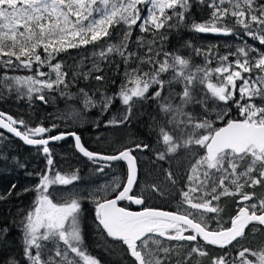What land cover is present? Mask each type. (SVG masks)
<instances>
[{
    "label": "snow or ice",
    "instance_id": "snow-or-ice-1",
    "mask_svg": "<svg viewBox=\"0 0 264 264\" xmlns=\"http://www.w3.org/2000/svg\"><path fill=\"white\" fill-rule=\"evenodd\" d=\"M194 4L210 12L207 19L193 21L191 31L237 36L242 42L224 53L215 46L201 49L189 43L203 57L202 64L167 50L169 34L185 24ZM137 31L140 35L133 38ZM90 45L91 53L67 69L61 54ZM105 65L117 71L124 67L111 93L103 88ZM21 69L31 74L9 75ZM80 80H95L100 87L91 94L84 87L72 93ZM0 85L30 103L46 105L58 93L78 99L85 111L98 108L101 114L118 102L123 115L105 121V126L130 122L136 103L151 100L163 119L157 133L163 150L157 151V159L179 153L188 158L179 186L168 170L170 191L159 184L148 189L162 199L178 196L176 210L149 207V195L134 191L138 167L133 153L148 151L151 144L137 143L111 155L97 153L75 132L47 135L58 125L31 126L0 111V144L18 138L45 160L36 185L25 189L35 198L19 221L20 252L0 255V264H101L85 247L84 199L94 205L98 234L119 245L131 264H191L194 256L207 258L208 264H264V247L228 251L250 226L264 228V197L257 198L254 191L264 187V0H0ZM67 136L74 138L83 157L100 165L97 171L124 162V179L114 177L94 192L54 197L55 186L80 180L78 169L67 174L55 168L49 145ZM0 159H7L3 152ZM228 197L237 198L236 210L225 220L221 200ZM125 201L139 210L123 206ZM8 232L0 228V236ZM208 246L222 254L210 255Z\"/></svg>",
    "mask_w": 264,
    "mask_h": 264
},
{
    "label": "rangeland",
    "instance_id": "rangeland-1",
    "mask_svg": "<svg viewBox=\"0 0 264 264\" xmlns=\"http://www.w3.org/2000/svg\"><path fill=\"white\" fill-rule=\"evenodd\" d=\"M209 12L210 9L206 6L194 4L185 24L169 34L165 48L169 51H177L186 58H191L194 64H202L203 57L196 56L192 48L187 47L189 43L201 49L215 46L220 53L227 52L230 48L238 46L242 41L237 36H214L190 30V25L193 21L200 22L207 19ZM135 35H140V33L137 31L133 38H135ZM114 39L116 38L114 37ZM244 39L249 44L260 47L256 41L247 37H244ZM91 51V45L87 49H72L69 50V53L61 54L60 59L65 62L67 69L71 70L76 66L81 56H88ZM215 66V63H213L212 67ZM123 71V65H121L119 71L116 70L114 65H105L104 74L107 79L103 83V88L109 93L115 91L120 84ZM30 74L23 69L9 73V75L18 76ZM113 80L116 81V84L112 83ZM81 87L89 90L91 94L100 85L95 80H80L70 91L76 93ZM177 90H179L178 86ZM0 94L3 95V98L0 99V111H4L18 119L23 118L31 126H36L41 122L46 127H51L53 124L58 125L57 128L47 135L75 132L81 137L83 145L93 152L115 154L126 147H134L137 143L151 144L152 148L150 150L135 151L133 153L137 157L138 167V184L134 191L137 194L145 192L146 195H149L148 205H158L176 210L178 196L169 195L162 199L158 196H151L148 191L149 186L152 184H159L165 191H170L166 181V171L168 170L172 171L177 177L179 186L180 178L188 165L186 153H179L165 160L157 159V151L163 150V146L157 143V133L161 123H163V119L155 102L151 100L137 102L130 122L105 126V121L119 119L123 115L124 108L118 102L107 113L101 114L98 108L85 111L78 99L67 100L60 97L58 93L51 94L46 105L39 100H34L30 103L27 99H17L14 92L9 94L2 85H0ZM53 96L55 99L52 98ZM60 117L64 118L61 119ZM49 147L57 170L71 174L78 169V175L80 176V180L73 185L55 186L51 190L54 197L67 196L72 193L94 192L102 186L112 183L114 177H119L120 180L125 177L126 167L120 162L112 163L111 167H104L103 172L97 171L100 165L94 164L87 158L80 156L74 150L72 141L69 139L51 142ZM0 152H3V155L7 157V159H0V196L10 202V206L8 204H0V228L7 227L9 229L7 236H0V255H18L21 245L19 221L30 210L32 205L26 206L27 203L25 201L20 206H16V203L12 202L11 198L22 192H30L25 191V189H31L36 185L38 182L37 173L45 169V160L35 147L26 146L13 137H9L7 142L0 144ZM13 158L18 159L19 163L25 165V167H19ZM13 184L16 186L15 188H12ZM245 190L253 191V189ZM254 191L257 198L264 197V187L258 186ZM9 193L11 194L9 195ZM236 199L233 197L222 199L225 203L224 207L234 206ZM123 206L129 207V204L123 202ZM8 208L10 209L8 210ZM81 218L85 247L91 254L100 259V261L103 259L108 264L128 263L129 260L125 258L127 255L121 250L119 245L106 242L98 234L93 222L94 205L89 199L82 200ZM223 218L225 219L226 215H223ZM234 247H238L236 250L243 247L253 250L260 249L264 247V232L250 227L246 235ZM186 248L185 246V250ZM182 256L183 251H181ZM205 264H208V261Z\"/></svg>",
    "mask_w": 264,
    "mask_h": 264
},
{
    "label": "flooded vegetation",
    "instance_id": "flooded-vegetation-1",
    "mask_svg": "<svg viewBox=\"0 0 264 264\" xmlns=\"http://www.w3.org/2000/svg\"><path fill=\"white\" fill-rule=\"evenodd\" d=\"M69 140H71V139H69ZM72 141V140H71ZM73 144V143H72ZM73 148H74V145H73ZM75 150V149H74ZM102 163V162H101ZM120 163H122V164H124L123 162H120ZM124 166H125V164H124ZM27 203V202H26ZM125 203H127V204H129L127 201H125ZM21 205V204H20ZM19 205V206H20ZM27 205H31L30 203H27L26 204V206ZM122 205H123V202H122ZM224 205H225V203L221 200V207H223L224 209H225V211L222 213V215H226V218H225V220H228L229 219V217L235 212V210H236V204L234 205V206H232V207H229V208H225L224 207ZM149 207H159V208H163V209H166V210H172V209H167V208H164V207H161V206H158V205H154V206H152V205H148ZM129 207L132 209V210H139V207L140 206H133L132 204H129ZM213 226H215L214 224H213ZM251 227V226H250ZM250 227H249V229H250ZM249 229H246V233H247V231H249ZM256 229H258L260 232H264V228H261V227H259V226H257L256 227ZM241 238H239V240H240ZM238 240V241H239ZM237 242H234V245L236 244ZM186 247H187V245H186ZM238 247H230L229 249H228V251L230 252V253H232V254H235L238 250H236ZM244 248V247H243ZM207 251H209V253H210V255H213V256H215V255H220V254H222V251L220 250V249H218V248H216V247H214V246H208V248H207ZM126 259H128L129 261H128V263L127 264H131V260H130V258L127 256V257H125ZM208 260H207V258H199V257H193V259H192V262H191V264H205L206 262H207ZM205 262V263H204ZM101 263L102 264H108L106 261H103V259H101Z\"/></svg>",
    "mask_w": 264,
    "mask_h": 264
},
{
    "label": "trees",
    "instance_id": "trees-1",
    "mask_svg": "<svg viewBox=\"0 0 264 264\" xmlns=\"http://www.w3.org/2000/svg\"><path fill=\"white\" fill-rule=\"evenodd\" d=\"M34 198H35V194H34L32 191H30V192H28V193H24V192H22V193H20L19 195H17L16 197L11 198V201L14 202V203H16V204H15L16 206H19L20 204L24 203L25 201H26L27 203H30V204L32 205V202H33ZM0 204H3V205H4V204H5V205L8 204V206H10V205H9L10 202H9L8 199H1ZM9 209H10V208H8V210H9ZM0 224H1V223H0Z\"/></svg>",
    "mask_w": 264,
    "mask_h": 264
},
{
    "label": "water",
    "instance_id": "water-1",
    "mask_svg": "<svg viewBox=\"0 0 264 264\" xmlns=\"http://www.w3.org/2000/svg\"><path fill=\"white\" fill-rule=\"evenodd\" d=\"M204 34H211V35H214V36H216L217 34H212V33H204ZM58 134H60V133H58ZM57 135V134H56ZM14 138V137H13ZM14 139H16V140H18V141H20L18 138H14ZM65 139H71L72 140V143H73V145H74V149H75V151L80 155V156H82V154H80L79 152H78V150L75 148V141H74V138L73 137H71V136H67ZM64 140V139H63ZM21 143H23L22 141H20ZM24 144V143H23ZM25 145V144H24ZM26 146H29V145H26ZM30 147H33V146H30ZM103 154V153H102ZM109 155H111V154H109ZM83 157V156H82ZM85 158V157H84ZM103 163V162H102ZM112 163H115V162H112ZM124 163V162H123ZM125 164V163H124ZM125 167H126V165H125ZM133 205V204H132ZM133 206H136V205H133Z\"/></svg>",
    "mask_w": 264,
    "mask_h": 264
}]
</instances>
